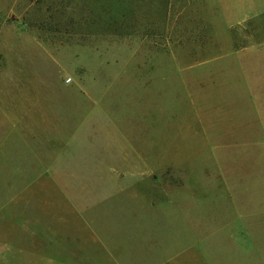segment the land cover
<instances>
[{
    "label": "rangeland",
    "instance_id": "1",
    "mask_svg": "<svg viewBox=\"0 0 264 264\" xmlns=\"http://www.w3.org/2000/svg\"><path fill=\"white\" fill-rule=\"evenodd\" d=\"M0 84L19 98L80 97L83 112L117 102L113 116L139 113L140 128L125 124L147 176L167 190L146 234L172 242L152 262L255 264L227 243H264V0H0ZM186 187L194 200L179 198ZM250 207L257 233L211 224L207 234L197 221L221 209L232 223ZM11 217L0 224V264H31L20 229L33 210ZM49 253L52 264H80Z\"/></svg>",
    "mask_w": 264,
    "mask_h": 264
},
{
    "label": "crops",
    "instance_id": "2",
    "mask_svg": "<svg viewBox=\"0 0 264 264\" xmlns=\"http://www.w3.org/2000/svg\"><path fill=\"white\" fill-rule=\"evenodd\" d=\"M4 88L0 86V224L33 210L34 217L19 228L27 243L26 259L31 264L57 263L49 253L57 249L80 264H161L152 262L153 257L170 249L172 242L147 236L146 218L153 220L158 207L161 214L157 198L167 190L161 178L147 176L149 166L140 155L144 148L125 124L140 128L139 113L117 118L113 116L117 102H111V113L96 102L83 112L87 100L80 97L60 99L59 104L58 100L19 98L17 92ZM142 119L143 131L144 114ZM183 191L179 198L189 191L194 200V188ZM223 211L201 212L197 221L204 233L210 232L211 224L218 225L219 232H258L256 210L250 207L246 215L234 211L232 223L220 219ZM246 239L225 243H242V250L250 249L256 264L264 243L251 235Z\"/></svg>",
    "mask_w": 264,
    "mask_h": 264
}]
</instances>
